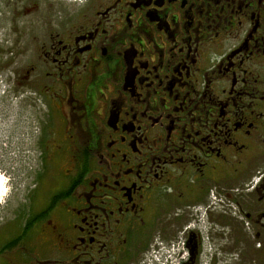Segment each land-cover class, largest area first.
<instances>
[{"label":"flooded vegetation","instance_id":"obj_1","mask_svg":"<svg viewBox=\"0 0 264 264\" xmlns=\"http://www.w3.org/2000/svg\"><path fill=\"white\" fill-rule=\"evenodd\" d=\"M75 4L16 81L65 186L0 264H264V0Z\"/></svg>","mask_w":264,"mask_h":264},{"label":"rangeland","instance_id":"obj_2","mask_svg":"<svg viewBox=\"0 0 264 264\" xmlns=\"http://www.w3.org/2000/svg\"><path fill=\"white\" fill-rule=\"evenodd\" d=\"M55 7L67 9L76 4L75 0H0V175L6 186L0 204V249L45 207L53 190L65 186L60 173L66 165L61 161L66 159L62 152L66 143L53 153L58 159L45 170L40 131L49 113L29 99L20 101L16 85L18 73L34 50L27 33Z\"/></svg>","mask_w":264,"mask_h":264},{"label":"trees","instance_id":"obj_3","mask_svg":"<svg viewBox=\"0 0 264 264\" xmlns=\"http://www.w3.org/2000/svg\"><path fill=\"white\" fill-rule=\"evenodd\" d=\"M33 218V217H32ZM30 219L29 221H27L25 224H24V229L23 231H27L32 223V221H34V219ZM26 226V227H25ZM19 240L16 239V240H13V241H10L8 242L7 244H5L1 249H0V252H3L5 250H8L10 248H12L13 246H15V244L18 242Z\"/></svg>","mask_w":264,"mask_h":264},{"label":"bare ground","instance_id":"obj_4","mask_svg":"<svg viewBox=\"0 0 264 264\" xmlns=\"http://www.w3.org/2000/svg\"><path fill=\"white\" fill-rule=\"evenodd\" d=\"M6 193V186H5V181L2 175H0V204L2 198L5 196Z\"/></svg>","mask_w":264,"mask_h":264}]
</instances>
